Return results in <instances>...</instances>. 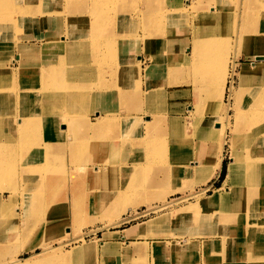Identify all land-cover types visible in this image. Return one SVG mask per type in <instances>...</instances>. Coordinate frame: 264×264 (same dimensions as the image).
<instances>
[{"label":"rangeland","instance_id":"rangeland-1","mask_svg":"<svg viewBox=\"0 0 264 264\" xmlns=\"http://www.w3.org/2000/svg\"><path fill=\"white\" fill-rule=\"evenodd\" d=\"M250 1L0 0V193L6 205V210L0 211V236L5 240L0 245V264H23L27 259L35 264H126V254L102 256L99 251H91L82 256L79 253L96 247L95 241L89 240H96L99 247L105 230L124 228L164 211L170 216L177 213L176 219L180 222L195 210L193 225L196 229L204 228L208 220L214 226L217 221H223L222 207L202 212L195 208L209 204L200 197L217 186L225 188L231 183L229 165L233 148L230 141L245 135L236 127V122L232 131L228 128L223 151L214 150L216 155L224 154V164L229 161L227 183L223 169L220 175L213 173L206 178L208 174L194 172L192 175L188 168L174 171L173 163L196 165L198 158L194 157L198 151H206L204 143L203 149L197 146L198 137L206 136L202 138L211 148L212 139L220 143L222 140V122L218 126L205 125L201 120L215 106L211 98L218 96L216 92L210 95L209 87L205 88L209 84L207 79L196 72V67L208 61L206 54L213 55L210 59L214 66L225 62L229 67L222 103L228 106L229 112L224 115L231 122L235 105L246 90L264 88V66L255 67L260 61L264 65V0ZM190 3L192 7L188 6ZM179 6L184 9L179 10ZM203 11L219 12L220 17L201 22L195 13ZM195 26L203 40L218 37L209 47L203 46L206 54L195 50L196 58L191 55ZM54 38L56 45L52 43ZM116 38L115 51L109 42ZM23 46L33 51L23 52ZM124 55L129 63L123 61ZM183 55L187 58L185 64L180 61ZM248 64L253 79L241 84L240 69ZM148 66H154L155 71L150 77L147 75V79L143 73ZM221 67L223 74L226 73V65ZM52 72H55L61 100L56 114L45 115ZM172 88L178 89L174 97L170 96ZM149 92L152 97L148 99ZM146 99L153 107L143 114L142 124L154 118L152 116L163 107L167 106L171 113L177 106L183 109L185 125L182 129L154 128L150 136L153 138L141 143L142 130L135 125L137 115L134 113L149 108L145 105ZM199 103L194 117L191 110H196ZM96 106L112 111L99 113L103 108ZM70 112L76 118L71 121L72 126L63 117ZM99 114L114 118L107 119L102 129L95 131L84 125L87 120L95 122ZM131 115L133 124L124 126L123 117ZM42 116L50 121L44 123L47 134L61 140L67 137L68 145H44ZM51 121L57 122L56 126ZM60 121L62 129L58 127ZM236 133L239 136L234 138ZM90 136L104 139L101 144L94 141L87 148L86 143L82 154L70 152V137ZM105 148L110 149L108 154L105 152L108 159H103L104 174L97 178L95 172L91 178V167L100 166L99 150ZM180 154L185 158H177ZM173 172L178 174V179H174ZM179 180L183 182L180 187ZM133 185L138 186L134 197L139 200L143 197L142 201L126 206L121 201L113 202ZM230 188L224 192L216 189L211 194H217L214 201L228 200ZM12 191L16 198L11 195ZM66 200L70 201L69 208ZM16 230H19L17 239L13 240L10 237ZM82 243V247L75 248ZM125 243L123 241L122 245ZM137 244L141 242L134 245ZM192 245L182 250L186 253L194 247ZM171 253L179 259L178 252L172 250ZM140 254L135 264H141ZM181 257L184 260L185 254Z\"/></svg>","mask_w":264,"mask_h":264},{"label":"bare ground","instance_id":"bare-ground-1","mask_svg":"<svg viewBox=\"0 0 264 264\" xmlns=\"http://www.w3.org/2000/svg\"><path fill=\"white\" fill-rule=\"evenodd\" d=\"M252 1H250V2H252ZM188 6L192 7V4L190 3V4H188ZM182 8L184 9L183 6H179V10H181ZM186 9H187V7H186ZM251 9H252V7H251ZM195 15H199V16H196V17H198V18L200 17L199 19H200L201 22L205 21V22L208 23L209 21H212L213 18H215L217 15H219V12L208 13L207 11H203V12H198V14L195 13ZM221 15H222V13H221ZM218 17H220V16H217V18ZM197 22H199V20H197ZM209 24H211V22ZM54 29H56V28H54ZM255 31H256V29H255ZM200 35H201L200 30L198 29V27L195 26V31H194V42L195 43L193 45L192 54H191L195 58L198 55V54L197 55H193L195 50H196L197 53H201L203 51L202 48H203L204 45L206 46V44H207V47H209L210 44L214 43L218 39V37L216 38L215 36H212V37L209 36L206 40H203ZM161 38L165 39V37H161ZM56 41H57V39L54 38V41L52 42L53 45H56ZM116 43H117V38L115 39V41H110L109 42L110 45L111 44L113 45L114 49L116 48V46H115ZM161 43H162V41H161ZM161 43H159V44H161ZM24 46H26V45H24ZM24 46L21 47V50L23 52L28 53V52L33 51L32 48L30 49V48H26ZM199 50H202V51L199 52ZM115 51H116V49H115ZM202 53H204V51ZM204 54H206V53H204ZM114 55H116V53H114ZM52 56H54V55H52ZM211 56H213V55L212 54H206V59L208 61L206 63H204L205 62L204 60H206V59L203 60V63L205 65L200 64V66L196 67V70H197L196 72L201 73V76H203L205 79H207L209 84L205 85L206 86L205 88L207 89V87H209L208 90H209L210 95H214L215 92H216V94H218L216 99L214 97L211 98V103L215 102V106L212 108L211 113H208V114H206V116L201 117V120L206 122L205 125H207L208 123H212V124L214 123L216 126H218L219 123H221V122L223 123V128H222V133H221V136H222L221 143H222V145L226 143L224 141L227 139L228 128H230L231 131H232L235 122H236L235 123L236 127H238V129L241 128V132L245 134L244 136H242V139L239 138V139H236V140L233 139L232 141H230L231 147L233 148V157H232V161H231V163L229 165V171L231 173V177H230V180H231V186L230 187L231 188L229 189V191L235 190L236 195H233L232 191H231L229 193V199L233 198V199H237L238 201L233 204V203H230L229 199H228L227 201L230 204L226 208V209L231 210V211H229L226 214L227 219L230 220V219L235 218V217H239L241 219V218H244L245 215L247 216L248 212H249V209L247 207L244 208V206L247 204V200L249 198L257 197L256 192L259 190V188L257 186H260V185L264 184V88L263 87L262 88L259 87V88H253V89L246 90V92L244 93L245 95H243V97H242V100L241 101L239 100V103L237 102L236 105H235L234 117H233L232 122H231L230 118L229 117L226 118L225 115H224L226 113L228 114V112H229L228 106L224 105L222 103V100H223V97H224V94H225L226 85H227V80H228V68L229 67L227 66V63H225V62H223L222 64L219 63L217 67L214 66V64H212L213 62L211 63V59H213L214 57H211ZM186 60H187V58L183 55L182 60L180 59L181 64H183V63L185 64ZM123 61H125V63H129V60L127 59V55H124ZM190 61H192V60L190 59ZM125 63H124V65H125ZM194 63H196V62H194ZM198 63H200V62H198ZM261 63H262L261 61L258 62L255 65V67L258 66L259 69H260L261 67L264 66ZM223 64L226 65V69H225L226 73H224V74H223V72L221 70L222 69L221 65H223ZM135 67H137V65ZM149 67L150 66H148L146 68V75H148V76H150L152 71H153V69L152 68L150 69ZM249 67H250V65L248 64V66L246 68L244 67V68L240 69V81H241V84H243V82L248 81L249 79L250 80L253 79L254 75H251V74H253L252 73L253 71H251L252 69L249 68ZM53 69H54V71H56L55 65L53 66ZM179 72H181L180 68H179ZM184 74H185V72H184ZM51 76H53V77H52V79H50L51 80L50 81L51 85H50V90L48 92V98H47V101H49V104H48L47 113L45 115H47V114L48 115L56 114V110H57V108L59 106V101L61 100V92L58 90V88H59L58 87V83L55 81V78H54L55 77V72L54 73L52 72ZM181 80L182 79H180V81ZM177 90L178 89H176V88H172L171 92H170V96L174 97L175 95H177V93L175 92ZM157 93H159V92L157 91ZM151 94H152V92L148 93V99L150 97H152ZM165 95H166V93H165ZM36 103L38 104V102H36ZM41 104L42 103L40 101V105ZM145 105H147L149 108L153 107V106L150 105V102H149V100L147 101V99H146V104ZM199 105H200V103L196 105L197 106L196 110H194V109L191 110L192 111L191 112L192 116H194V117L196 116V112L198 111ZM137 107H140V106L138 105ZM102 111L103 110H100L99 113H101ZM146 111H149V109L144 107L141 110V112L139 111V112L134 113L135 115H137V121H136L135 125H139L141 130H142V131H140V134H139L140 135L139 139H140L141 143L147 142L149 139L153 138V137H150V136H152V133H154V130H153L154 128L157 129L159 127V128H161L163 130L167 126L168 127L171 126L172 129H175V128L176 129L177 128L178 129L179 128L182 129V125L183 126L185 125V123L183 124V120H182L184 118L183 109H180L177 106H175L172 109V111H174V112H171V113L168 112V107L167 106L163 107L162 111H157V114L152 116L154 118H150V119H148L147 122H144L142 124V122H141L143 120L142 117H143V114L146 113ZM70 113L69 114H63V117L65 119H67L68 120V124H70L72 126L71 121H73V120L76 121V118L72 115V112H70ZM42 117H43V119H41L40 121L42 122L43 125H44L45 121H47L46 123L50 122L48 119H45L44 116H42ZM133 117H134L133 115L124 116L123 117L124 118V120H123L124 121V123H123L124 126L133 124V120H132ZM111 118H114V117H109L107 115L105 117H103L102 114H99L98 115V119L95 122H93V121L91 122V121L87 120L84 125H86V127H89L93 131H95V129H102L101 127H103L108 122L107 119L110 120ZM238 118H242L243 121H241ZM55 120H58V119H55ZM51 123H53V125L56 126L57 122H52L51 121ZM32 124L33 123H31V125ZM78 124H77V127L79 126ZM28 125L29 124L25 125L24 126L25 128H23V129H26L28 127ZM134 127H136V126H134ZM171 128L169 130H171ZM209 131H211V129ZM171 133H173V132H171ZM237 133H238V131H237ZM237 133L234 135V138L239 136V134H237ZM97 138H98L97 136H95V137H91L90 136L89 138L85 137L83 139H73V137H70V139H71L70 140V144H72V146H70L72 148V149H70V152L73 151V153L82 154V152L84 151V148H85L84 145L86 143H87L86 144V148H87L88 145H90L94 141H98V142H95V143L101 144L102 141H103L102 139H104V138H102V139H97ZM131 140L133 142V139H131ZM68 144L69 143H67V145ZM99 157H101L100 159L103 158L102 155L99 156ZM84 163H85V161H84ZM220 163H221V161H219L218 164L220 165ZM211 167L213 168V165H211L210 167H207V166L204 167L202 165V162H199V165H198V168H201L200 169V173L202 175H204V176L207 175L211 171V169H212ZM85 169H87V167ZM91 169H93V173H91V172L89 173V175H91V178H94L95 172H96L97 178H99V176L102 175V173H103L104 169H106V167H104V164H100V166L95 164V165H93L91 167ZM169 172H170V170H169ZM201 178H202V176H201ZM137 185H133V187H131V189L128 188L127 191L123 190L121 192V193H123V195L122 194L119 195L116 198V200L115 199L113 200V202L118 204L121 201V203H123V205L126 203L125 204V206H126L128 203H138L139 201H142L141 198H143V197H140V200H139V198L134 197V195H136V193H137L136 190H137V188L139 186V185L138 186ZM12 192L13 193L11 195L16 198V196L14 195L15 194L14 191H12ZM141 192H142V190H141ZM216 195L217 194L209 195L208 197L204 196L205 198L203 200L205 202H213L214 201V196H216ZM128 198H130V199H128ZM261 199L262 198L260 197V198H254L253 200H254L255 204H258V202H260ZM127 200H130V201L127 202ZM219 200H222V199L220 198ZM219 200L217 202H219ZM222 202H224L226 204L228 203L225 200H222ZM118 207H121V206H118ZM4 210H6L4 196L0 193V211H4ZM263 213L264 212H262L261 215L264 216ZM227 224L228 225L226 226V229H227V236L229 238L228 239V241H229V246H228L229 262L233 263V260H232L233 258L231 259L230 257L233 256V255L235 256V254H236V252H234V248H233L234 241H237V243L239 244L238 246H241L242 249H243V246L245 245L246 239L248 237H250L249 230H251V229L247 228V227L243 228V232L245 234V236H244L245 237V241H244L241 238L237 239V237H235V234L233 233L234 231L237 230V228H235V223H233V222L229 223L228 222ZM16 231H17V233H15L13 236H11V238L13 240L17 239V235H18L19 230H16ZM185 239H186V241H185L184 245L183 244H179V242H177L176 240L173 242L174 243L173 246H172L173 250H175L176 252L179 253L178 264H183L184 263L183 262V258L181 256L183 254H185V251L182 250V249H184L185 247L189 248V246L192 245L193 242H194L192 240V238H185ZM82 245H84V244L82 243L79 246H76L75 248L82 247ZM180 245H182V246H180ZM187 248H185V250ZM29 261H30V259H27L26 262L23 263V264H35V262H29ZM261 262L264 263V261H261ZM245 263H248V261H246ZM12 264H22V263L13 262ZM215 264H217V263H215ZM240 264H242V263H240Z\"/></svg>","mask_w":264,"mask_h":264},{"label":"crops","instance_id":"crops-1","mask_svg":"<svg viewBox=\"0 0 264 264\" xmlns=\"http://www.w3.org/2000/svg\"><path fill=\"white\" fill-rule=\"evenodd\" d=\"M152 69L154 72L155 71L154 66L152 67ZM149 77L146 75L147 79ZM97 108H103V113H105L104 110H107L105 107L102 106ZM111 111L112 109L110 108L109 110L106 111V113L110 114ZM60 125H61V121L58 123V127L59 129H62ZM45 126L46 125H43L42 135H41L44 145L47 146L48 144H50L52 146L54 145V147H63L64 145H67V143H69L68 141H66V139H68L67 137L61 140V139H56V137L49 136L47 134V130ZM202 137L205 138L206 136H202ZM202 137L201 138L198 137L196 143L197 146L201 149H203V143H204L206 145V151L204 149L202 153L198 151V154H196V157H194V158H198L196 159L197 162L196 165L189 164L188 166V163H181L180 165L173 163L174 164L173 169L176 170L179 168L180 171L181 170L183 171L185 170V168H188L191 171L192 175H194V172L200 173L197 168L198 166L197 164L199 162H202V165L204 167L205 166L210 167L211 165L214 166L213 168L214 171H210L206 178L210 177L213 173H215L216 176L220 175V172L222 171L224 165V154L222 153L221 156L216 155L214 150L219 149V151H223L226 143L222 145V143H220L219 140L212 139L211 140L212 148H211L210 145L207 143V140H204ZM200 141H201V145L199 146ZM214 144H219V145L214 147ZM187 146H189V144ZM109 149L105 148L102 151L99 150V154L103 155V158L100 159L101 164L105 165V161L103 159H108L107 154L109 153ZM106 151L107 154L105 153ZM179 152H180V147H179ZM184 156L183 154H180L179 156H177V158L184 159L185 158ZM215 156H219V157L215 158ZM67 157H70V155H67ZM219 161H221L220 165L218 164ZM228 162L226 163L224 181L226 179ZM173 174L174 176H176L174 177V179H178L177 178L178 174L176 172H173ZM179 183L180 184L178 187L183 185V182H181L180 180ZM227 184L228 186H225V188H223V186L215 187L212 192L204 196L208 197L209 195L214 194L216 189H220V192L226 191V188H229L231 186V183H227ZM257 187L259 188V190L256 192L257 197L249 198L247 200V204L246 205L244 204L245 205L244 208L247 207L249 209L248 215L247 216L245 215L244 218L240 219L239 217H235L230 220L227 219L226 214L231 210L226 208L229 206L230 203L234 204L238 201L237 199H233V198L229 199L230 203L226 200V202H228L227 204L222 202V200H219V202H216L217 200H215L213 202H216L217 204L216 203L212 204L211 202H209V204L202 205V208L200 209H197L196 207L195 209L200 210L201 212L206 211L208 209H214V210L219 209L220 207L224 209L222 214L223 221H217V225L214 226V225H210L208 223L209 221L208 220L207 224L202 229H198V228L196 229L195 225H193V222L195 220L194 217L196 216L195 210H191V213L193 214L188 215L187 217L184 218L185 220L180 222H178V220L176 219L177 213L174 216L173 215L170 216L169 212L164 211L150 218L144 219L142 221H137L124 228L108 229L103 231L102 235L100 236L101 244L99 247L96 240H89V241H95L94 245H96V247H93L89 251L86 250V252L85 251L80 252L79 254L83 256L84 253H88L91 251L92 252L99 251V254L102 256L105 255L107 256L108 253L126 254L127 256L124 259L125 261H127L126 264H135L134 260L137 259V257H139V254L141 253L140 255H142L143 258L141 264H178V260L176 256L173 253H171V251L173 250L172 240H176L180 244H182L185 243L186 241L185 238H192V240L194 241L193 242L194 247L185 253V257L183 260L184 263L182 262L183 264H215V263L264 264L263 262H261L264 261V219H263L264 216L261 215V213L264 212V184ZM232 194L236 195L235 190L232 191ZM204 196L200 197L199 199H204L205 198ZM260 197L262 198L261 201L258 202V204H255L253 199ZM66 205L69 208L70 201H67ZM184 211L187 210L184 209ZM208 214L209 213H206V215ZM153 219L156 220L153 222ZM228 222L235 223V228H237V230L234 231L233 233L235 234V237H237V239L241 238L245 241V237H244L245 234L243 232V228L247 227L251 229L249 230L250 237L246 239L243 249L241 246H238L239 244L237 243V241H234L233 248L236 254L235 256H231L233 258L232 259L233 263L229 262V255H228L229 238L227 236V231H226V226H227L226 223ZM177 236H180L182 239L180 240L179 238H177ZM1 238L2 237L0 236V245L5 241L2 240ZM123 241H126L125 245H122ZM135 242H141V244H137L135 246L134 245ZM35 244L38 243H33L32 245ZM244 261L245 262L248 261V263H245ZM82 264H87V263L84 262Z\"/></svg>","mask_w":264,"mask_h":264},{"label":"trees","instance_id":"trees-1","mask_svg":"<svg viewBox=\"0 0 264 264\" xmlns=\"http://www.w3.org/2000/svg\"><path fill=\"white\" fill-rule=\"evenodd\" d=\"M225 169H226V164H224V168H223V171H225Z\"/></svg>","mask_w":264,"mask_h":264}]
</instances>
